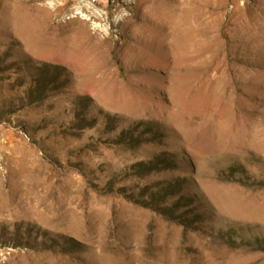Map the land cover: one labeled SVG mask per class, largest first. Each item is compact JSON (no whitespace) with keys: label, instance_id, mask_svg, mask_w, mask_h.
<instances>
[{"label":"rangeland","instance_id":"374dc122","mask_svg":"<svg viewBox=\"0 0 264 264\" xmlns=\"http://www.w3.org/2000/svg\"><path fill=\"white\" fill-rule=\"evenodd\" d=\"M0 264H264V0H0Z\"/></svg>","mask_w":264,"mask_h":264},{"label":"bare ground","instance_id":"6f19581e","mask_svg":"<svg viewBox=\"0 0 264 264\" xmlns=\"http://www.w3.org/2000/svg\"><path fill=\"white\" fill-rule=\"evenodd\" d=\"M178 23V22H177ZM179 26V25H178ZM178 30V29H177ZM180 32V31H179ZM173 35H174V33H173ZM180 36V35H179Z\"/></svg>","mask_w":264,"mask_h":264}]
</instances>
